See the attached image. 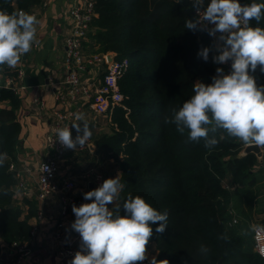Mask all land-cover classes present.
<instances>
[{
    "label": "trees",
    "instance_id": "16d2710c",
    "mask_svg": "<svg viewBox=\"0 0 264 264\" xmlns=\"http://www.w3.org/2000/svg\"><path fill=\"white\" fill-rule=\"evenodd\" d=\"M42 2L0 0V11L29 13ZM94 8L89 45L129 60L118 78L124 98L112 111L110 129L92 136L96 149L112 157L121 171L124 188L111 210L120 206L125 215L124 201L140 196L167 212L163 233L152 225L149 245L155 243L157 264H264L253 249L252 230L245 222L230 223L232 197L255 181L256 156L239 155L242 143L222 130L216 133L219 143L209 149L203 140L185 143L187 132L182 136L175 125L164 123L194 95L197 82L211 84L216 75L213 53L207 62L198 56L214 38L185 28L187 20L197 19L191 0H95ZM250 26L264 28V18ZM252 74L261 79L258 86L264 85L259 66ZM2 99L10 106L0 107V153L7 154L0 167V233L10 243L28 239L30 224L13 201L16 177L8 168L20 131L15 117L20 98L0 87ZM202 245L208 253L201 252Z\"/></svg>",
    "mask_w": 264,
    "mask_h": 264
},
{
    "label": "clouds",
    "instance_id": "9594fccd",
    "mask_svg": "<svg viewBox=\"0 0 264 264\" xmlns=\"http://www.w3.org/2000/svg\"><path fill=\"white\" fill-rule=\"evenodd\" d=\"M191 7L197 19L187 20L185 28L207 32L214 38V43L202 48L198 56L207 62L213 53L214 63L231 61V71L225 74L223 68H217L211 84L197 82L194 95L171 117L166 116L164 123L175 125L182 136L187 132L185 143L203 140L204 146L211 149L219 143L216 133L222 130L228 138L264 148V85L258 86L252 74L258 66L264 72V28L250 26V21L258 24L264 18V3L241 5L239 0H210L205 7L204 0H191ZM39 24L34 14L0 11V67L15 68L32 50L38 43ZM75 120L71 125L75 138L70 127L55 133L56 140L73 151L93 135L83 114H77ZM6 159L7 154L0 153V167ZM48 170L44 165L43 171ZM123 188L117 175L84 193V200L90 203L73 204L75 220L71 228L81 237V250L70 264H140L148 258L152 225L158 224L155 232L163 233L168 227V214L140 196H129L124 201L125 215H120V206L113 212L108 205L115 203ZM251 230L264 232V225H252ZM200 250L205 254L209 251L203 245ZM150 264L157 261L153 259Z\"/></svg>",
    "mask_w": 264,
    "mask_h": 264
},
{
    "label": "crops",
    "instance_id": "0c3cea01",
    "mask_svg": "<svg viewBox=\"0 0 264 264\" xmlns=\"http://www.w3.org/2000/svg\"><path fill=\"white\" fill-rule=\"evenodd\" d=\"M209 3L210 0H204L205 7ZM71 5L72 0H47L45 5L37 7L36 16L40 21L37 31L38 44L22 57V65H17L24 68V76L21 80L26 87L19 95L17 94L20 103L15 110V117L20 123V131L11 161L15 164L20 175L17 177L14 173L16 182L11 185V189L13 201L21 209L20 217L26 218L30 224L29 238L22 240L28 244V253L24 255L20 264H57L58 242L55 235L57 231L54 226L55 222H63L62 235L67 240L81 238L71 228L75 215L73 213L63 215L61 213L62 194L49 195L42 206L41 213H39V202L35 195L37 165L52 151L48 145L52 126L50 110L60 104L55 99L54 88L50 84V80L62 78L66 72L63 63L64 40L69 28L67 11ZM88 42L86 40L82 44L83 50L87 52L96 50V47L92 48ZM215 64L218 68H223L225 72L224 64ZM15 68L7 67V70L4 68L3 71V68L0 67V73L3 75L10 74L14 72ZM84 74V76L96 75L97 68L95 66L91 67V70ZM34 96H39L43 100V108L38 109L33 106L32 98ZM9 106L8 99L0 100V107L9 108ZM81 114L88 122L93 135L99 133L94 128L97 123L94 117H101L93 114L86 104L83 106ZM107 123L108 130L105 131L110 129V124L105 122L106 125ZM98 124V129H102L100 123ZM71 132L73 138H75L76 131L72 127ZM88 142L92 144L90 148L76 149L75 151L66 149L60 162L59 177L66 175L76 177L75 189L68 192L69 197H71V206L85 201L84 193L95 189L92 180L83 176L90 167L101 171L104 174V180L115 178L117 175L120 176L121 171L118 163L112 157L106 156L97 150L92 137ZM251 153L256 156L255 181L252 185L247 186L244 194L232 197V218L236 216L239 222H246L253 217L255 221L251 220V224L258 222L264 225V172L261 171L264 170V166L261 167L260 157L254 152ZM243 154L245 152L243 146H241L239 155ZM114 168L115 172L111 174ZM18 180L24 181L26 186L32 190L31 194L25 195L22 193L21 188L17 185ZM33 226L36 228L31 233ZM9 244L3 240L0 233L1 256L3 252L5 255L10 252ZM156 254L157 249L155 243L152 242L148 247L150 262L155 259Z\"/></svg>",
    "mask_w": 264,
    "mask_h": 264
},
{
    "label": "built area",
    "instance_id": "2783aa9c",
    "mask_svg": "<svg viewBox=\"0 0 264 264\" xmlns=\"http://www.w3.org/2000/svg\"><path fill=\"white\" fill-rule=\"evenodd\" d=\"M94 2L95 0H72V5L67 11L69 28L64 40L65 49L63 55L66 72L62 78L50 80V84L54 88L55 99L60 104L50 110L52 126L48 145L52 151L50 155L38 163L36 168L35 195L39 202V213L43 210L42 206L46 198L54 193L62 194L61 213L63 215L73 213V205H70L71 197H69L68 192H72L75 189L76 177L73 175L59 177L60 162L66 148L56 140V130L64 127H70L71 130V125L76 121L75 116L81 114L85 104L93 114L104 117L110 124L114 107L121 105L124 98L118 86V78L128 67L129 60L126 57L116 58L115 52L112 51L102 52L94 50L93 52H87L82 47V44L88 40L91 21L97 15ZM46 3L47 0H43L41 6ZM29 13L36 15L37 8L32 9ZM37 44L34 46H37ZM19 64L22 65L21 62ZM94 66L97 68V74L84 76V73L91 70V67ZM224 66L225 74L230 73L231 61L224 64ZM216 68L218 67L216 66ZM0 75V87L10 89L16 95H19L25 89L26 86L21 80L24 76V68L22 66H17L14 72L10 74L3 75L0 73ZM255 78L257 83L261 81L259 77L255 76ZM32 101L34 107L38 109L44 107V102L39 96H34ZM91 146L92 144L87 142L83 147L78 146L77 149L90 148ZM241 146L244 147L245 144L242 143ZM260 159V163L264 166V148ZM44 165L48 166V171H43ZM8 168L13 170L17 177L20 175L12 161L9 163ZM83 176L91 179L95 188L101 186L104 182V174L93 167L87 169ZM17 185L21 188L23 194H31L32 190L26 186L23 180H18ZM90 202L85 200L75 205L80 206L83 203ZM111 205H108L109 209H111ZM234 222H237L236 216L230 221L231 224ZM252 225L262 224L255 222ZM54 226L57 228L55 234L58 242L56 251L58 256L57 264H70L75 253L81 250V238L67 240L62 235L63 222H55ZM35 228L33 226L31 233L34 232ZM252 241L253 249L264 257V232L252 231ZM8 247H10V252L4 258L1 257L0 251V264H20L24 255L28 253V244L25 241L14 240L10 242ZM140 264H150V261L147 258Z\"/></svg>",
    "mask_w": 264,
    "mask_h": 264
},
{
    "label": "rangeland",
    "instance_id": "374dc122",
    "mask_svg": "<svg viewBox=\"0 0 264 264\" xmlns=\"http://www.w3.org/2000/svg\"><path fill=\"white\" fill-rule=\"evenodd\" d=\"M101 117V116H100ZM94 118H96L95 120H96V125H95V130H97L98 132H102V131H105V130H108L107 128H108V123H107V125L105 124V122H107V120H105V118L104 117H101V118H98V117H94ZM98 123H100V125L102 126V129H98V126H99V124ZM262 167V166H261ZM260 169V168H259ZM261 171H263L264 172V170H261ZM115 172V168L111 171V174H113ZM251 220L252 221H255L254 220V218L253 217H251L250 219H248L245 223H246V225H247V227L249 228V230H251V226H252V224H251Z\"/></svg>",
    "mask_w": 264,
    "mask_h": 264
},
{
    "label": "water",
    "instance_id": "95a60500",
    "mask_svg": "<svg viewBox=\"0 0 264 264\" xmlns=\"http://www.w3.org/2000/svg\"><path fill=\"white\" fill-rule=\"evenodd\" d=\"M243 151H244L245 153H247V152H254L258 157L262 156V149H261L259 146H255V145H253V146H248V145H245V146L243 147ZM1 257H2V258L5 257L4 252L2 253V256H1Z\"/></svg>",
    "mask_w": 264,
    "mask_h": 264
}]
</instances>
